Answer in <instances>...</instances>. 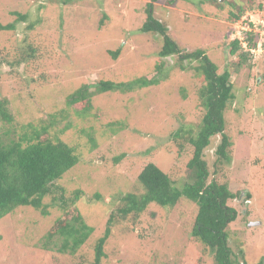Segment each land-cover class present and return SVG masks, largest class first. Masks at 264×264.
<instances>
[{
  "label": "rangeland",
  "instance_id": "obj_1",
  "mask_svg": "<svg viewBox=\"0 0 264 264\" xmlns=\"http://www.w3.org/2000/svg\"><path fill=\"white\" fill-rule=\"evenodd\" d=\"M148 2L0 0V26L15 25L0 28V97L7 99L14 127L58 114V135L76 145L81 158L58 182L69 194L84 192L76 205L93 228L74 254L60 253L55 245L45 249L42 241L59 210L50 208V214L42 216L30 206L17 207L0 219V264H92L94 242L116 206L115 198L136 188L145 164H156L179 188L186 182L192 148L184 136L172 134L181 128L188 136L196 134L203 114L197 96L201 81L192 68L195 61L184 62L182 70L175 56L159 58V35L140 31ZM229 2L158 0L153 13L183 51L202 49L219 73L230 71L233 99L224 111L229 159L214 164L219 136L212 138L203 157L209 179L226 183L236 194L228 200L237 211L227 227L229 245L233 250L239 247L246 262L264 264V56L240 61L230 54L241 25L264 21V0H254L253 8L236 20L230 19ZM14 12L25 19L19 20ZM28 45L32 52L23 67H16V57L24 55ZM115 49L120 51L113 59L108 50ZM156 64L165 76L158 85L95 94L86 116L65 104V96L82 84L94 90L99 79L151 78L157 74ZM62 110L68 113L64 120L59 116ZM8 127L0 121V132ZM172 140L181 141L183 149L179 151ZM95 192L103 200H89ZM195 215V204L185 198L169 208L149 205L134 222L114 226L101 264H214L210 250L191 236Z\"/></svg>",
  "mask_w": 264,
  "mask_h": 264
},
{
  "label": "trees",
  "instance_id": "obj_2",
  "mask_svg": "<svg viewBox=\"0 0 264 264\" xmlns=\"http://www.w3.org/2000/svg\"><path fill=\"white\" fill-rule=\"evenodd\" d=\"M156 1L158 0H150L146 4V18L140 26V31L159 35L162 41L157 53L159 58L175 56V63L182 70L186 69L184 62L197 63L192 68L201 81L197 96L203 114L195 135L188 136L189 132L183 128L175 130L172 134L173 138L184 136L183 140H187L192 148L186 163V182L179 188L156 164H145L137 175L136 188L119 192L115 198L116 206H112L102 234L94 242L92 264H101L106 256L105 243L114 226L120 221L134 222L149 205L169 208L181 198L195 204L196 215L190 233L196 241L210 250L214 264H262L246 262L242 256L243 251L239 250V247L233 250L229 245L227 227L235 220L237 211L228 205V200L234 199L236 194L226 183L209 179L208 163L203 157L204 150L212 144V138L219 136L214 150V164L224 163L229 159L231 142L225 133L224 111L233 99L230 71L225 69L219 73L217 65L202 49L183 51L167 34V26L154 16L153 7ZM253 3L254 0H230L229 4L233 8L229 10L230 19L236 20L245 9H252ZM14 13L19 20L25 19L24 14ZM28 27H31V24ZM0 28L14 29L15 25L11 23ZM248 40L251 45L254 44L252 36H249ZM230 47V54L237 56L240 61L247 59L248 54L241 51L237 39L232 40ZM32 50L30 45L23 49L24 55L15 59L16 67H23L21 63H24L25 56ZM119 51L108 50V54L116 59ZM5 64L8 65V61ZM160 66L161 64H156L157 74L151 78L139 76L120 82L99 79L94 84V90L90 89L89 84H82L65 96V104L74 108L78 116H86L91 112V99L95 94L128 93L158 85L165 77L160 73ZM59 116L64 120L68 113L62 110ZM0 121L9 124L8 128L0 132V219L20 206H30L42 216L49 215V209L56 207L59 213L45 234L42 245L45 249L55 245V249L60 253L74 254L93 232V228L85 222L76 205V201L85 195L84 192L77 189L69 194L58 182L81 160L77 146L63 141L58 135V114L48 115L38 121L19 123L14 127V117L8 108L7 99L0 97ZM112 124L116 122L108 125ZM68 127L69 123L65 125V128ZM89 128L90 132L94 131L92 126ZM88 136L95 145L92 134L88 133ZM173 142L179 151L183 149L181 141ZM89 200L95 202L103 198L100 193L95 192ZM57 238L59 243L55 242Z\"/></svg>",
  "mask_w": 264,
  "mask_h": 264
},
{
  "label": "built area",
  "instance_id": "obj_3",
  "mask_svg": "<svg viewBox=\"0 0 264 264\" xmlns=\"http://www.w3.org/2000/svg\"><path fill=\"white\" fill-rule=\"evenodd\" d=\"M256 28V29H255ZM240 29L242 32H237L238 39L240 40V43L242 44V47L249 51L250 55L253 58H260L264 56V21L259 19V22L253 27L250 26V24L241 25ZM252 36L254 38L253 45L251 47L247 48V42L245 38L248 36ZM237 38V37H236Z\"/></svg>",
  "mask_w": 264,
  "mask_h": 264
},
{
  "label": "clouds",
  "instance_id": "obj_4",
  "mask_svg": "<svg viewBox=\"0 0 264 264\" xmlns=\"http://www.w3.org/2000/svg\"><path fill=\"white\" fill-rule=\"evenodd\" d=\"M249 36H250V35H249ZM249 36H248L247 38H245V40H246V42H247V48L251 47V44L249 43V40H248ZM234 39H237V40H238V45L240 46L241 51L247 53V54H248V58H250V59H252V60H258V59L262 58V57H260V58H253V57L250 55L249 51L245 50V49L242 47V44L240 43V40H239L238 38H234Z\"/></svg>",
  "mask_w": 264,
  "mask_h": 264
},
{
  "label": "water",
  "instance_id": "obj_5",
  "mask_svg": "<svg viewBox=\"0 0 264 264\" xmlns=\"http://www.w3.org/2000/svg\"><path fill=\"white\" fill-rule=\"evenodd\" d=\"M257 223V222H256Z\"/></svg>",
  "mask_w": 264,
  "mask_h": 264
}]
</instances>
